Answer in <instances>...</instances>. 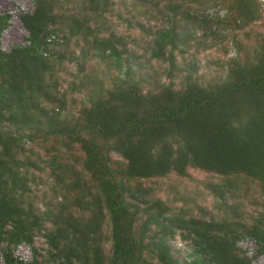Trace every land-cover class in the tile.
Returning <instances> with one entry per match:
<instances>
[{
  "label": "trees",
  "instance_id": "trees-1",
  "mask_svg": "<svg viewBox=\"0 0 264 264\" xmlns=\"http://www.w3.org/2000/svg\"><path fill=\"white\" fill-rule=\"evenodd\" d=\"M33 2L31 11L20 14L27 43L0 49V249L5 264H251L237 242L250 237L264 252L260 220L248 226L173 209L142 181L171 172L185 176L194 168L257 180L264 194V41L252 55L228 60L214 82L197 79V61L181 66L176 59L195 37L193 24L204 36L221 39L228 24L243 28L258 20L263 1L215 0L214 6L225 9L223 16L194 14L180 9L181 3H169L166 24L154 32L148 57L167 63V81L147 90L142 83L149 76L135 80L120 37L99 33L96 21L108 0H87L89 11L78 14L57 12L58 0ZM8 20L9 15L0 16V32ZM57 24L61 27L54 28ZM74 37L85 42L81 59L71 53L80 70L92 54L110 57L115 74L108 88L91 77L90 86L97 87L87 92L89 105L66 121L59 116L65 99L54 65L65 58L60 47ZM51 44L58 50L49 49ZM65 137L70 146L77 143L81 159L56 150L34 161L23 152L27 140ZM45 168L54 179L55 199L38 207L31 184L37 179L34 171ZM206 187L219 203L238 189L232 181ZM38 234L46 245L42 249L35 245ZM175 235L185 242L183 248L168 244ZM22 243L30 246L28 261L14 254Z\"/></svg>",
  "mask_w": 264,
  "mask_h": 264
},
{
  "label": "rangeland",
  "instance_id": "rangeland-1",
  "mask_svg": "<svg viewBox=\"0 0 264 264\" xmlns=\"http://www.w3.org/2000/svg\"><path fill=\"white\" fill-rule=\"evenodd\" d=\"M214 1L108 0L107 11L96 22L100 27V35L113 32L120 37L121 45L119 47L125 48L124 56L128 57L134 69L135 74L132 76L135 77L136 81L140 80L141 76H145V78L149 76L148 82L142 83L144 90H147L153 88L156 82L167 81L165 76L167 63L156 59L149 60L148 57L154 32L166 24V15L169 11L168 4L181 3L180 9H189L194 14L208 13L223 16L225 9L214 6ZM58 2L56 10L59 13L74 12L78 14L82 11H89L85 9L87 0H58ZM33 8V0H0V16L9 15L7 26L0 32V49L2 51H8L14 45L22 46L27 43V32L22 26L20 14L29 12ZM260 11L259 19L243 28H236L233 24H228L226 26L227 36L217 40H213L209 34L204 36L198 25L193 24L190 29L193 28L195 37L188 42L190 46L186 52H176L177 61L181 66L191 61H197L198 71L196 75L199 81L214 82L218 80V76L225 73V63L228 60L238 54L242 58L248 54L252 55L258 42L264 41V5ZM57 26L60 25L57 24L53 27ZM56 34L62 37L63 32L57 31ZM234 42L239 46V51L236 50ZM84 43L81 37H74L67 46H61V50L65 51V58L54 65V76L59 83V93L65 99L64 108L59 116L66 121L75 119L79 115V110L89 105L87 92L89 89L97 87L90 86L91 77L97 76L98 80L103 82V86L108 88L111 86L110 78L115 74V68L111 65L110 57L101 59L92 54L87 55L83 70H80V64L74 57L72 58L71 53L81 59L80 49L85 46ZM49 49L58 50V47L51 44ZM44 53L48 55L47 52ZM178 78H174L177 87L180 85ZM70 143L69 138L66 137L63 140L56 138L51 141L35 138L25 141L23 152L25 155L27 153L30 159L34 161L41 156L48 159L56 150L69 159L71 156L81 159L82 153L77 143L74 142L72 146ZM51 146L52 148H50ZM111 157L115 161H121L118 154L111 153ZM72 165L74 164L72 163ZM76 165L79 167L77 163ZM34 175L37 179L34 184H31V197L35 204L41 207L48 200L55 199L52 198L55 195L54 179L47 168L39 172L34 171ZM224 181H232L238 189L231 191L225 198V202L219 203L206 185L209 183L218 185ZM142 185L151 187L152 195L171 205L173 209L183 207L195 215L205 213L214 219L237 220L248 226L254 223V219H257L264 226V194L261 192L260 183L257 180L234 175L224 177L213 172L189 168L185 176L171 172L163 177L142 181ZM104 231L108 236L107 224L104 226ZM168 244L173 249L185 246V242L180 240L179 235L170 238ZM35 245L40 249L46 246L44 238L40 234L35 237ZM104 247L108 252L110 243L106 242ZM14 254L29 260L31 258L30 246L22 243L17 246ZM0 264H5L1 249Z\"/></svg>",
  "mask_w": 264,
  "mask_h": 264
},
{
  "label": "built area",
  "instance_id": "built-area-1",
  "mask_svg": "<svg viewBox=\"0 0 264 264\" xmlns=\"http://www.w3.org/2000/svg\"><path fill=\"white\" fill-rule=\"evenodd\" d=\"M53 38L54 35H51L47 40L50 41ZM237 245L245 252V255L251 259V264H264V252H258L259 247L254 239L250 237L241 238L238 240ZM18 259L28 261L22 257H18Z\"/></svg>",
  "mask_w": 264,
  "mask_h": 264
},
{
  "label": "water",
  "instance_id": "water-1",
  "mask_svg": "<svg viewBox=\"0 0 264 264\" xmlns=\"http://www.w3.org/2000/svg\"><path fill=\"white\" fill-rule=\"evenodd\" d=\"M264 1V0H263Z\"/></svg>",
  "mask_w": 264,
  "mask_h": 264
}]
</instances>
